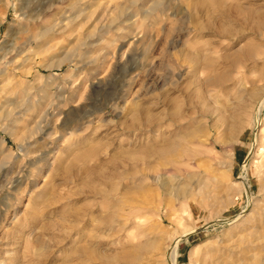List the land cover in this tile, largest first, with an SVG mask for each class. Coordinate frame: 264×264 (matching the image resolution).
Segmentation results:
<instances>
[{
	"label": "rangeland",
	"instance_id": "374dc122",
	"mask_svg": "<svg viewBox=\"0 0 264 264\" xmlns=\"http://www.w3.org/2000/svg\"><path fill=\"white\" fill-rule=\"evenodd\" d=\"M263 100L264 0H0V264H264Z\"/></svg>",
	"mask_w": 264,
	"mask_h": 264
},
{
	"label": "bare ground",
	"instance_id": "6f19581e",
	"mask_svg": "<svg viewBox=\"0 0 264 264\" xmlns=\"http://www.w3.org/2000/svg\"><path fill=\"white\" fill-rule=\"evenodd\" d=\"M264 107V100L262 101V108ZM262 108H261V110H262ZM262 113V112H261ZM244 184V183H243ZM245 185H246V183H245ZM173 264H177L175 261H173L172 262Z\"/></svg>",
	"mask_w": 264,
	"mask_h": 264
}]
</instances>
